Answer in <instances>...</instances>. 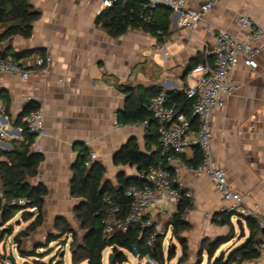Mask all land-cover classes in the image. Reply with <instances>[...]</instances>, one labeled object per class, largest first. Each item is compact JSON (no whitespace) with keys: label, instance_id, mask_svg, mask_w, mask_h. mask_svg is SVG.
<instances>
[{"label":"crops","instance_id":"0c3cea01","mask_svg":"<svg viewBox=\"0 0 264 264\" xmlns=\"http://www.w3.org/2000/svg\"><path fill=\"white\" fill-rule=\"evenodd\" d=\"M28 1L40 11L33 34L29 38L11 35L0 43V50L12 55L26 53L22 56L35 52L48 54L51 63L46 72L32 68L26 80L0 74V149L10 150L12 142L23 140L26 116L20 119V114L29 102L37 104L44 113L46 133L36 137L31 145L32 151L43 154V160L37 175L29 182L33 186L43 184L47 194L43 223L22 240L23 247L31 250L42 248L49 235L58 233L59 217L65 218L76 231L81 228L75 208L84 199L71 193L73 166L81 145L89 155L97 153L96 160L105 167L104 180L114 186H118L119 175L133 177L139 173L137 166L114 162L123 146L134 139L142 152L156 148V138L141 123L115 128L114 122L127 96L124 87L142 83L165 90L187 89L194 82L190 73L186 75L189 62L198 57L203 62L214 59L211 54L214 35L205 27L226 29L245 38L250 29L241 26L237 19L240 14H247L263 25L264 0H220L197 29L183 25L182 13L173 11L170 34L164 42H158L140 28L131 27L118 36L109 33L96 23L98 9L106 7L104 0ZM3 31L0 24V33ZM162 45L166 46L168 57L161 52ZM260 45L263 51L256 67H248L241 60L234 69L238 89L214 112L211 148L214 159L226 171L229 187L241 193L247 206L264 215V35ZM195 157L196 149H191L176 163L180 181L192 192V207L186 216L190 227L182 232L190 256L195 254L200 240L226 236L229 232L228 226L217 225L212 220L223 204L221 193L209 177L185 166V163L193 165L191 161ZM3 161L6 157L0 156V164ZM2 190L0 178V193ZM177 209L178 203L163 195L153 215L156 225L164 230L163 237L170 232L171 241L178 239L173 236L168 213L174 215ZM18 213L8 221L17 223L15 229L5 234L14 235V242L15 236L33 219L25 220L23 212ZM238 217L243 219L246 235L231 240L230 251L250 234L246 219L236 214L233 222L237 235ZM258 237L263 241L261 254L244 264H264V232ZM177 249L176 246L172 259L165 254L164 264H172L173 260L177 264L182 256L181 244L180 250Z\"/></svg>","mask_w":264,"mask_h":264},{"label":"trees","instance_id":"16d2710c","mask_svg":"<svg viewBox=\"0 0 264 264\" xmlns=\"http://www.w3.org/2000/svg\"><path fill=\"white\" fill-rule=\"evenodd\" d=\"M143 4L144 0H114L112 5L106 6L98 14L96 23L115 36L125 33L132 27L140 28L150 33L157 38L158 42H164L170 34V16L173 10L160 6V8L156 9L151 21L147 22L141 17ZM159 9L161 10L158 12ZM39 16L40 11L34 9L28 0H0V24L4 27V31L0 33V43L11 35H21L25 38L31 37L34 23ZM7 54V50H0V56ZM24 54L26 53H13L15 57H21ZM201 62H203V59L200 57L191 60L187 66L186 75ZM162 89L161 86H146L142 83L124 87V92H126L127 96L124 107L117 114L118 121L126 124L148 120L147 129L156 138V148L149 153L142 152L136 140L132 139L115 155V163L137 166L139 171H144L163 161L157 132L158 124L147 108L148 97ZM166 92L169 104L175 105L180 112L191 116L195 98L189 97L186 89H170L166 90ZM37 108H39L37 104L33 101L29 102L19 118L27 116L30 111ZM35 138V135L28 131L25 122L23 140L12 142L10 150L0 149V156L6 157V161L0 164V178L4 191V195L1 193L0 197V227L4 226L22 210V217L25 220L33 218L30 224L15 236L18 252L26 258L38 256L37 248L26 250L23 247L22 240L43 223L44 197L47 194L46 186L43 184L33 186L29 182L30 178L37 175L38 166L43 160L41 152L31 150V145ZM88 155L86 148L81 145L79 157L73 166L71 178L72 195L84 199L83 202L76 206L75 214L81 224V228L85 229L86 232L82 240H79L76 230L72 228L65 218L59 217L56 221L57 238L49 235L48 241L52 242L64 235L72 234L73 240L70 243L72 264H104L103 251L107 247L113 248V251L117 253V260L120 262L127 260L124 250L131 249L141 258L150 255L161 264H164L163 235L157 236L153 251H151L146 242L154 230L152 226L143 227L138 224L128 232L106 237L103 225L105 213L104 195L106 193L110 194L121 206L122 212L125 213L130 203V199L125 195V189L131 183L141 184L142 182L138 176L127 177L121 174L118 177V186H114L104 180L105 167L101 162L94 160L90 166L86 165ZM201 160L202 153L197 148L196 157L191 162L193 165H198ZM164 163L166 164V161ZM19 198L26 199L24 206L9 204L10 201ZM33 206L36 207V210L30 211L29 207ZM191 207V198L187 197L185 191L182 190L177 212L171 220L173 236L179 240L182 246V256L178 259L177 264H202L205 251L208 254L207 264H244L245 261L257 258L261 254L263 241L258 237V234L264 232V229L259 227L256 219L252 216L240 215L235 211H218L214 213L212 220L217 225L228 226V234L218 237L216 240H203L200 247L202 251L198 256V261L195 263L188 262L189 245L187 239L182 236V232L190 227L186 216ZM236 214L246 219L250 234L240 246L233 248L226 255L221 252L220 255L215 256L217 249L237 236L236 226L233 222V216ZM1 239L0 237V241ZM174 257L175 250L171 245L168 248V258L172 259ZM59 262L61 263V261Z\"/></svg>","mask_w":264,"mask_h":264},{"label":"built area","instance_id":"2783aa9c","mask_svg":"<svg viewBox=\"0 0 264 264\" xmlns=\"http://www.w3.org/2000/svg\"><path fill=\"white\" fill-rule=\"evenodd\" d=\"M114 0H104L105 6L112 5ZM220 0H144L141 17L149 22L155 15L158 7H168L173 11L182 13L181 22L193 29L199 28L217 6ZM102 9H98L100 14ZM238 23L250 29L245 38H240L235 33L226 29L205 27L214 35L215 44L211 50L214 59L195 66L190 72L194 82L186 89L189 97L195 98L191 116L180 112L178 108L167 102L165 89L150 96L147 108L152 117L157 121V132L161 145L163 161L148 170L139 171L140 183H131L125 189V195L130 199L127 212L123 213L121 206L108 193L104 195L105 213L103 217L104 233L106 237L128 232L135 225L150 227L154 230L147 238V245L154 250L155 240L158 235H163L164 230L156 225L154 213L161 196L173 198L177 203L184 190L187 197H192V192L185 188L179 179V166L181 156L191 149H199L202 160L198 165L185 166L194 173L206 175L222 195L223 204L219 211H235L243 216H252L260 228L264 229V215L257 209L250 208L243 200L240 192L231 189L225 169L219 165L212 154V117L217 108L225 103V99L236 92L238 85L233 73L237 64L242 60L248 67L254 68L258 64V56L263 48L260 40L264 35V24H258L254 18L247 14H240ZM165 57L169 52L165 45L160 47ZM51 63V56L44 53H31L15 57L12 54L0 56V74L6 73L12 77L26 80L32 68L46 72ZM28 131L35 137L46 133L44 113L41 108L30 111L25 119ZM148 126V120L137 122ZM130 125L114 122L115 128ZM1 142V134H0ZM97 153L91 152L86 160V165L97 159ZM166 161V164L164 163ZM1 197V193H0ZM9 204L24 206L26 199L12 200ZM35 211L36 207H29ZM1 213V209H0ZM170 221L173 218L168 213ZM146 264H161L150 255L145 256Z\"/></svg>","mask_w":264,"mask_h":264},{"label":"rangeland","instance_id":"374dc122","mask_svg":"<svg viewBox=\"0 0 264 264\" xmlns=\"http://www.w3.org/2000/svg\"><path fill=\"white\" fill-rule=\"evenodd\" d=\"M160 8V7H159ZM23 211H20L18 214L21 215ZM17 218H19V216H17ZM17 222H20L17 221ZM16 222H7L3 228H2V232L0 233V237L2 238L0 241V252H7V253H13L14 255H17L16 251V244L13 240V236L14 235H7L5 236L6 233H10L11 230L15 229L16 227ZM77 232V237L79 240H82L86 230L83 228H78ZM57 234H52L51 236L53 238H57ZM4 237V239H3ZM48 238V237H47ZM45 239V242L43 243L42 248H38V247H34L37 248V251L39 253H37L38 255V259L36 260V257H29V259H31L33 261V264H72V260H71V249H70V243L72 242L73 238H72V234H70L69 236H62L60 238H58L57 240H54L52 242H49L48 239ZM208 240H216L217 238L214 239H210L207 238ZM202 239L198 242L197 244V250L195 252L194 255L188 257V262H192L195 263L198 261V256L201 253L202 249L200 250L201 247V243L203 242ZM171 234L170 232L167 233V235L165 236L164 240H163V245H164V258L163 260H166L165 254H167L168 256V247L171 244L172 246L175 245V248L177 246V250H180V244L178 243V240L173 239L171 242ZM232 242L229 243H225L223 244L219 249H217V251L215 252V256L220 255L221 252H224L225 255L230 251V249L232 248ZM170 245V246H171ZM33 248V249H34ZM174 248V250H175ZM113 251V248L111 247H107L105 248V250L103 251V261L104 264H109V253ZM64 252V254L61 255V253ZM124 252L127 255V260L120 262L119 260H117L116 257V264H146V259L145 257L141 258L137 253H135L133 250L131 249H126L124 250ZM176 252V250H175ZM19 253V252H18ZM203 262L202 264H207L208 262V254L205 251L204 255H203ZM61 261V263L59 262ZM176 260H173L172 264L175 263ZM115 264V262H114Z\"/></svg>","mask_w":264,"mask_h":264},{"label":"water","instance_id":"95a60500","mask_svg":"<svg viewBox=\"0 0 264 264\" xmlns=\"http://www.w3.org/2000/svg\"><path fill=\"white\" fill-rule=\"evenodd\" d=\"M168 8V7H167ZM2 195H4V191H1ZM236 224L239 229V233L237 235V238L241 239L245 237V227L243 224V219L241 217H238L236 219ZM2 232V231H1ZM175 247V245H173ZM64 254V252L61 253V255ZM116 257L117 253L114 251H111L109 253V264H116ZM37 260V259H36ZM0 264H33V261L29 258L21 256L19 253L17 255H14L12 252H0Z\"/></svg>","mask_w":264,"mask_h":264}]
</instances>
